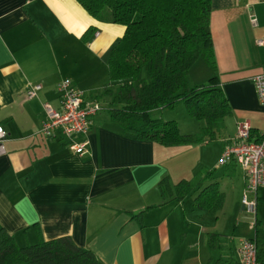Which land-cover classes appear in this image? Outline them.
<instances>
[{
	"label": "crops",
	"instance_id": "crops-1",
	"mask_svg": "<svg viewBox=\"0 0 264 264\" xmlns=\"http://www.w3.org/2000/svg\"><path fill=\"white\" fill-rule=\"evenodd\" d=\"M212 2L216 75L232 114L213 141L165 146L130 136L111 121L106 92L123 80H111L108 57L124 25L93 17L77 0H0V126L7 132L0 225L19 246L70 236L106 264H240L236 206L256 221L253 238H264L257 230L264 188L249 194L257 199L253 216L243 205L244 169L219 162L240 122L264 133V105L253 82L264 69V46L257 44L264 37V0ZM197 63L190 80L207 82L213 71ZM63 78L103 106L86 134L85 155L60 130L41 132L43 104L61 107L57 84ZM32 85L41 89L31 99L26 92ZM159 111L152 115L161 118ZM202 125L182 132L198 133ZM238 167L241 176H234ZM199 178L189 194L176 195L179 181ZM165 179L172 190L163 194L159 182ZM206 189L214 193L200 205Z\"/></svg>",
	"mask_w": 264,
	"mask_h": 264
},
{
	"label": "trees",
	"instance_id": "trees-1",
	"mask_svg": "<svg viewBox=\"0 0 264 264\" xmlns=\"http://www.w3.org/2000/svg\"><path fill=\"white\" fill-rule=\"evenodd\" d=\"M77 1L93 17L126 27L108 57L111 80H123L116 91L106 92L112 98L111 121L130 136L165 146L217 139L232 109L216 75L210 28L213 0ZM199 59L209 64L213 76L205 85L193 86L189 73ZM177 104H185L189 113L203 122L198 133L185 134L177 121L152 115L155 109ZM249 139L260 142L262 135L252 128ZM200 179L179 181L176 195L182 198L189 194ZM159 184L163 194L172 190L167 179ZM213 193V189L204 190L198 197L199 204L204 205ZM218 207L214 206L212 213ZM215 239L217 233L210 234L208 241L212 247ZM251 239L257 244L259 264H264V238ZM0 264L106 263L70 236L42 239L21 247L0 225Z\"/></svg>",
	"mask_w": 264,
	"mask_h": 264
},
{
	"label": "built area",
	"instance_id": "built-area-1",
	"mask_svg": "<svg viewBox=\"0 0 264 264\" xmlns=\"http://www.w3.org/2000/svg\"><path fill=\"white\" fill-rule=\"evenodd\" d=\"M259 46H264V37L257 41ZM259 101L264 105V69L253 76ZM40 85H32L26 94L28 98L37 96ZM57 91L61 101V107H53L50 103H44L45 120L41 126V132L46 136H53L57 130L62 136L73 139L72 148L80 155L89 152L88 134L92 119L103 108L100 102H89L84 97L85 92L73 84L69 78H63L57 84ZM251 124L248 120L238 124L236 137L224 146L220 164L235 162L245 171L246 189L243 197V205L253 216L257 213V199L250 200L249 194H257L260 188H264V133L260 142L249 141ZM5 138L7 132L0 126V155L6 153ZM256 221L253 224L255 227ZM255 240L242 239L239 247L240 264H259L258 249Z\"/></svg>",
	"mask_w": 264,
	"mask_h": 264
},
{
	"label": "rangeland",
	"instance_id": "rangeland-1",
	"mask_svg": "<svg viewBox=\"0 0 264 264\" xmlns=\"http://www.w3.org/2000/svg\"><path fill=\"white\" fill-rule=\"evenodd\" d=\"M197 64H204V66H206V62L202 59L198 60ZM197 67V65H196ZM207 71H209V67L207 69H205ZM211 70V69H210ZM199 78H201V76L203 77L202 73L203 71L200 70L199 71ZM213 73V72H212ZM213 76V74H212ZM190 73H189V79L190 80ZM207 82L209 81L206 80ZM202 81L197 83V82H192V80H190V83L193 86H202L205 85L207 82ZM175 107L172 108H166V109H160V114H161V118L165 119V120H175L177 121L179 127H180V131H187L190 129H195V126L197 125H202V122L197 120L196 118H194L190 113H189V109L186 107L185 104H177L174 105ZM105 108H109L108 106H105ZM104 113H107V110L105 109ZM154 117H157V115H153ZM184 133V132H183ZM220 162V161H219ZM234 176H241V169L238 167L236 170V174ZM262 208L264 209V202H262L260 204V211L262 210ZM239 214V216L241 215V222L239 223L238 227L236 228V237H242V239H249V238H253L255 236L256 230L255 227H253V224L255 223L254 220L249 218V214L245 213L242 211L241 207H237L236 206V214ZM245 216H248V218H245ZM264 217V216H263ZM260 232L261 236H264V218L262 223H260L258 225V229ZM237 238V239H238Z\"/></svg>",
	"mask_w": 264,
	"mask_h": 264
}]
</instances>
